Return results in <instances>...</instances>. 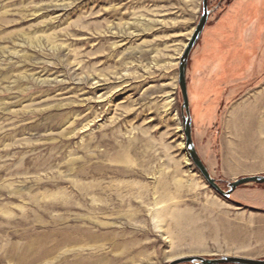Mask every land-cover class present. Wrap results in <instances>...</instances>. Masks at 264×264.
<instances>
[{
    "label": "rangeland",
    "instance_id": "1",
    "mask_svg": "<svg viewBox=\"0 0 264 264\" xmlns=\"http://www.w3.org/2000/svg\"><path fill=\"white\" fill-rule=\"evenodd\" d=\"M208 9L187 85L197 151L227 191L264 175V0ZM202 11L0 0V264L264 258V184L226 197L185 146L179 62Z\"/></svg>",
    "mask_w": 264,
    "mask_h": 264
},
{
    "label": "water",
    "instance_id": "2",
    "mask_svg": "<svg viewBox=\"0 0 264 264\" xmlns=\"http://www.w3.org/2000/svg\"><path fill=\"white\" fill-rule=\"evenodd\" d=\"M209 0H203V11L200 16L199 22L196 25L190 39L187 42V45L181 55L179 62V74H178V84L180 87L183 104L181 109L182 116V128L185 136V146L187 152L195 164V166L199 169L201 174L207 180V182L216 189L222 195L229 197L238 187L245 184H264V175L255 174L240 177L236 180H233L229 183V189L227 191L223 190L216 180L212 177L208 168L204 164L202 158L200 157L196 145L194 143L193 138V122L192 116L190 112V101H189V93H188V85H187V69H188V61L191 54L192 49L197 45L205 26L209 19L210 11L208 9ZM181 263H189V264H264V258H251V257H243V256H222V257H214V258H205L201 256H188L177 258L170 261L168 264H181Z\"/></svg>",
    "mask_w": 264,
    "mask_h": 264
},
{
    "label": "bare ground",
    "instance_id": "3",
    "mask_svg": "<svg viewBox=\"0 0 264 264\" xmlns=\"http://www.w3.org/2000/svg\"><path fill=\"white\" fill-rule=\"evenodd\" d=\"M256 112H257V111H256ZM259 112H260V111H259ZM259 112H258V113H259ZM254 113H255V112H254ZM251 115H252V114H251ZM256 116H257V115H256ZM251 118H252V120H254V119H253V117H251ZM259 126H261V127H262V124H261V125H259Z\"/></svg>",
    "mask_w": 264,
    "mask_h": 264
}]
</instances>
